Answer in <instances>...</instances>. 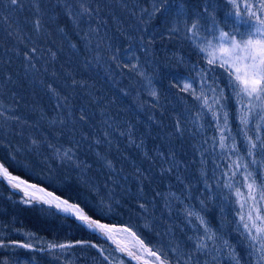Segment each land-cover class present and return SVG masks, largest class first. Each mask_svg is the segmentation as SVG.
<instances>
[{
  "label": "trees",
  "instance_id": "1",
  "mask_svg": "<svg viewBox=\"0 0 264 264\" xmlns=\"http://www.w3.org/2000/svg\"><path fill=\"white\" fill-rule=\"evenodd\" d=\"M246 2L237 0V16L228 0H87L92 15L80 16L77 0H0V161L93 219L128 226L173 264L177 246L192 264H235L234 256L264 264L240 220L251 203L241 209L245 175L264 183V152L247 155L245 132L264 138V127L256 132L255 116L240 123L227 72L208 63L221 31L237 39L254 31ZM238 159L249 167H235ZM19 232L107 244L0 181V241L21 240ZM201 241L208 248L196 252ZM55 252L68 264H110L97 251ZM33 258L0 264H46Z\"/></svg>",
  "mask_w": 264,
  "mask_h": 264
},
{
  "label": "snow or ice",
  "instance_id": "2",
  "mask_svg": "<svg viewBox=\"0 0 264 264\" xmlns=\"http://www.w3.org/2000/svg\"><path fill=\"white\" fill-rule=\"evenodd\" d=\"M6 2L13 6H20V0H6ZM232 6L237 9L236 15L239 16V9L241 5L237 3V0H228ZM79 4V15L80 16H91L93 9L87 6V0H77ZM167 0H162V4H166ZM98 10V9H97ZM245 14L248 16V21L254 27V31H249L247 38L237 39L235 35H231L227 32L221 31L218 39V43L215 46H211V50L208 51L210 59L208 63L210 65L218 64L219 67L224 68L229 77V82L233 88V92L238 99V103L241 105L240 109V123L247 128L248 124L251 122V118L255 116L256 123L255 129L259 133L264 127V0H248L244 3ZM145 11H147L145 9ZM161 11L160 7H157L155 2L153 3V15ZM6 19V18H5ZM35 26L39 29L40 21H35ZM198 22L191 25V31L194 35H198ZM35 51V49H33ZM205 51V49H201ZM31 59V57H28ZM137 65H133L132 68L135 69ZM191 89L190 84H185L183 90ZM194 91V90H193ZM196 99H201L200 96H196ZM215 100V98H214ZM219 103V100L215 101ZM204 104H208V100L204 98ZM211 110V109H209ZM214 118L219 119L216 113H213ZM224 120L227 121V113H224ZM225 128H227V123H225ZM245 136L248 142V152L249 157H254L257 150L264 152V138L257 135L255 139L248 136L245 132ZM227 139L221 133V143L220 147L225 146L224 141ZM33 144L36 141L32 142ZM233 151L235 147L233 146ZM68 152L64 153V157L71 159ZM252 164L258 163L255 159L251 161ZM109 166H111L109 162ZM235 167H243L247 169L249 167L248 163H242L239 159L235 163ZM234 174V173H233ZM0 178H6L7 181L12 184L13 188H21L22 185H26V182L12 174L8 171V168L4 164L0 163ZM245 180L248 181L246 187L248 189L247 196L240 201L241 209L245 207L248 201L251 203L248 206L246 213L240 215V220L243 223V228L246 230L247 236L250 238L249 247L255 249L261 253L259 259L264 261V183L258 184L255 176L252 172H247L245 175ZM231 187V185H228ZM34 187V185H26L22 190L25 191V195H28L27 188ZM238 197H244V193L237 191ZM49 195H51L49 193ZM57 200L56 207L61 209L66 213H72L75 215L83 224H85L89 229H98L104 232L108 239L112 240L117 244L119 250L124 252L132 260L138 262V264H173V260L169 259L166 254L160 251H154L151 247H148L139 237L136 236L134 232H131L129 228L114 229L109 228L107 225L101 224L94 219H91L85 214L84 210L75 204L69 203L67 200H59V198L54 197ZM30 202V201H25ZM45 203L51 204L52 201H44ZM123 232L128 233L132 239V243L129 244L122 240L116 239L112 233ZM206 237L205 239H214V234L209 235V229H205ZM6 245L0 243V248ZM96 247V245H91ZM258 246V247H257ZM18 247L27 248L31 247L30 244H18ZM51 247H58L60 249L72 247V245L59 244L52 245ZM208 248V244L201 241L196 244L195 251L201 252ZM176 252L175 264H192L193 253H184L179 250V246L174 250ZM146 257H153V260L146 259ZM235 264H240V259L238 257H233Z\"/></svg>",
  "mask_w": 264,
  "mask_h": 264
},
{
  "label": "rangeland",
  "instance_id": "3",
  "mask_svg": "<svg viewBox=\"0 0 264 264\" xmlns=\"http://www.w3.org/2000/svg\"><path fill=\"white\" fill-rule=\"evenodd\" d=\"M25 204H29V202H25ZM116 236L129 244L132 243V239L128 233L123 232H115ZM18 235L22 237L21 240L17 241H0V243L6 245L5 247L0 248V260L7 259L11 256H14L18 253H22L24 256H27L31 259H34L41 262H46V264H68L66 261L60 259L55 250L60 249L58 247H51L52 245H59L52 241H45L43 238L36 236L32 233L19 232ZM30 244L31 247L21 248L18 247V244ZM62 244V243H60ZM63 244L72 245L69 247L70 249L80 248L87 249L89 251H97L100 253L106 260L110 262V264H129L127 262L126 257L120 254L117 250L111 247L109 244H97V243H89V242H63ZM91 245H96V247H92ZM21 255V254H20ZM19 255V256H20ZM146 259L153 260V257H146Z\"/></svg>",
  "mask_w": 264,
  "mask_h": 264
},
{
  "label": "water",
  "instance_id": "4",
  "mask_svg": "<svg viewBox=\"0 0 264 264\" xmlns=\"http://www.w3.org/2000/svg\"><path fill=\"white\" fill-rule=\"evenodd\" d=\"M1 163V162H0ZM10 174H12V173H10ZM12 175H14V174H12ZM14 176H16V177H18V178H20V179H22V180H24L22 177H20V176H18V175H14ZM0 180L11 190V191H13V192H15V193H18L19 195H21V197L24 199V200H26V201H30V202H33V203H37V204H42V205H45V206H48V207H50V208H53V209H55L57 212H59L60 214H64V215H66V216H68V217H70V218H74L77 222H79V223H81V221L76 217V216H74L73 214L71 215V214H69V213H66V212H64V211H62L61 209H58L57 207H56V203L58 202L57 200H54L53 198L54 197H56V198H59V200H66V199H64L62 196L60 197V196H58L55 192H53V191H50V190H48L47 188H45L44 186H42V185H39V184H37V183H33V182H29V181H27V180H24L27 184H29V185H34V187L35 188H39V189H41L44 193H46V194H48L49 195V193L51 194V195H49L50 196V198H49V200L48 199H46V200H43L42 198H40V197H29V194L28 195H24L25 194V192H23V190H21L20 188H13V186H12V184H10L7 180H6V178H0ZM44 201H52V203L51 204H48V203H45ZM70 203V202H69ZM72 204H74V203H72ZM76 205V204H75ZM91 218V217H90ZM92 219V218H91ZM95 220V219H94ZM97 222H99V223H102V222H100V221H98V220H96ZM104 225L106 224V225H108V226H110V227H113V228H126V227H123V226H118V225H111V224H107V223H103ZM131 231V230H130ZM132 232V231H131ZM107 240V239H106ZM108 241V243L109 244H111L120 254H123L126 258H129L134 264H138L135 260H132L129 256H127L124 252H121L120 250H119V248H118V246L115 244V243H112L111 241H109V240H107Z\"/></svg>",
  "mask_w": 264,
  "mask_h": 264
},
{
  "label": "bare ground",
  "instance_id": "5",
  "mask_svg": "<svg viewBox=\"0 0 264 264\" xmlns=\"http://www.w3.org/2000/svg\"><path fill=\"white\" fill-rule=\"evenodd\" d=\"M7 180V179H6ZM26 185H29V184H27L26 183ZM26 185H22L21 186V190L22 189H24L25 187H26ZM27 190V192H28V194H29V197L31 196V197H40V198H42L43 200H46V199H48L49 200V198H50V196L48 195V194H46V193H44L41 189H39V188H35V187H30V188H27L26 189ZM23 192H25L24 190H23ZM25 195V194H24ZM69 214H71L72 215V213H69ZM75 216V215H74ZM102 224V223H101ZM106 225V224H105ZM108 226V225H107ZM109 228H113V227H110V226H108ZM115 229V228H114ZM94 233L96 232V233H99L102 237H104L105 239L107 238L108 239V236L104 233V232H101L100 230H98V229H91ZM111 235H113L116 239H118V240H120L117 236H116V233H112ZM109 241H111L112 243H114L112 240H110V239H108ZM116 244V243H115ZM117 245V244H116ZM137 262V261H136ZM138 263V262H137Z\"/></svg>",
  "mask_w": 264,
  "mask_h": 264
}]
</instances>
